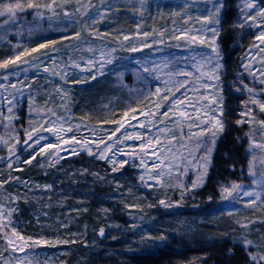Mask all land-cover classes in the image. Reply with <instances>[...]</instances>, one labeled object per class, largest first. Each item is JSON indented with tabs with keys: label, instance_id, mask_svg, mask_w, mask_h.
I'll use <instances>...</instances> for the list:
<instances>
[{
	"label": "rangeland",
	"instance_id": "rangeland-1",
	"mask_svg": "<svg viewBox=\"0 0 264 264\" xmlns=\"http://www.w3.org/2000/svg\"><path fill=\"white\" fill-rule=\"evenodd\" d=\"M81 1L79 0V2ZM182 1H184L185 7H190L192 2L203 3L202 1L207 0ZM220 2L223 4V23L217 41L221 50L220 63L222 67L220 69V84L223 88L224 79L229 70L228 63L235 62L237 58L236 54H232V51L240 55L242 64H251V73H255L257 76L259 75V70L264 68V53H261L253 45H246L247 42L251 43L252 40L255 41L254 45L259 44L255 40V35L258 34L255 28L248 26L240 28L235 26L238 18L244 14L241 9L244 8L245 0H220ZM253 2L259 7H264V0H253ZM72 6H74V9H72L75 11L80 7V4L76 3ZM210 8L211 5L208 3V7L202 13H198V15H207V10ZM47 15L48 13L45 11V19L40 20L47 21L48 23L52 22L51 24L58 22H55V19L51 21L47 20ZM33 17L32 10L29 9L28 18L32 19ZM201 23V21L196 23L193 29H199ZM12 24L15 28L12 31L14 34L19 32V30L35 32L41 29L48 31L53 28V26H49L48 28L43 27L40 22L32 25L29 20H23V23L15 22ZM11 26V24H8L1 28L4 33L10 34L9 30ZM61 27V23H59L55 28L59 29ZM1 28L0 33H2ZM191 34L195 33L186 34L187 40L179 44V41L168 42V40L161 39L157 33H152L147 37L146 41H136V44H132L140 48V50L145 48L142 47V42L148 43L151 47H147V50L141 52L140 55L136 54L129 67L118 68L114 72V77H117L114 83L118 86H124L125 89L131 91L132 100L126 103L125 109L131 108L136 111L135 113L129 112L128 117H124L123 113L117 121L118 123H115L114 130L119 127L120 123H124V128L115 137H112L111 140L108 139V136L112 132L110 131L103 140L105 143L113 145V149L107 153L109 157H112L113 153H115V161L134 160L136 166H133L130 162L123 168H120L119 163L113 165L106 160L97 159L95 155L90 156L88 149L97 153L104 145L99 144V140L93 142L91 133L85 131L87 128L84 124L79 125L82 129L81 132H74L76 126L72 125L67 118L70 109L69 88L66 83L67 76L72 72L73 80L80 81L78 78L91 77L93 73L98 76L104 72L106 63H104V67L101 69V53L103 52L107 55L111 49L117 48L109 40H104L100 36L81 34L80 38H75V43L69 46L68 50L62 51L59 49L60 52H57L59 57L56 53L50 52V56L52 57L50 59L47 56H43L44 52L37 53L35 56H40L41 61L38 65L29 66L27 72L18 71L16 74H10L0 69V83H4L6 86L17 84V89L10 87L7 90L0 89V180H8V183L0 187V205L5 208L11 207L15 209L11 216V221L12 225L16 227V230L21 235L25 238L31 236L33 239L42 237L50 242L76 240L78 243L81 239H93V229H97V234L100 237H105L106 240H120L122 250L115 253L117 256L125 257L135 252V250H150L157 247L164 239H175L178 235L185 237L203 224L210 225L216 223L218 218L222 217L226 219L227 215L224 214L223 209L227 202H230L229 205H231L232 200L225 201L221 199V185L217 184L214 188L205 187L206 184L204 185V183H207V177L202 186L190 190L183 198L181 196L184 192V186H188L190 189L193 181L197 179L199 173L197 172V165L194 163V160L199 159V156H202L204 153L196 148L195 141L188 143L186 135L185 137H181V128L187 134V124L190 121L181 117L179 113L187 110L194 119L198 115L204 119L203 112L196 113L190 108L184 109L179 105H171V94H169L168 101L162 99L166 88H170L176 97L181 96L184 89L176 92L174 86V82L178 80L187 79L190 84L194 85H198L199 83H214L213 81H209L206 76L197 80L200 72L198 71L196 61L192 59V56L197 53L211 54L212 34L211 32L201 33L205 36L206 44L192 43L190 41ZM225 36H229L232 39L230 48L227 49L228 51L222 46V40ZM14 40H17V38L14 37ZM121 41L124 44L131 43L129 40L124 41V38ZM90 48L92 51L88 50ZM114 52H111L112 59L115 57ZM89 59L95 65V67L91 68V72L88 70L90 66L86 64V61ZM199 59L200 57L197 56V60ZM73 63L79 64L80 67H74ZM140 64H146L148 67L154 68L155 71L150 76L147 73H141L140 76L143 78H140L137 75ZM45 66H47L49 71H44ZM203 70L208 71L207 68ZM181 71L191 72L192 76L173 75L169 77L167 75L169 72L177 73ZM249 73L248 70V76H250ZM4 75H8L7 81L3 79ZM62 75L66 76V79H62ZM249 78L253 80V77ZM19 81H23L28 86L22 87L18 83ZM35 81L39 82L36 84L38 85L37 89L34 87L36 85L33 84ZM142 81L150 83L148 88L146 87L147 84L143 86L144 88L138 85ZM166 81H169V83L166 84ZM157 87L161 89L160 95H149L150 92L155 93ZM18 89L22 90L23 95H16L12 104V113L10 114L8 111L10 105L4 98L12 99L10 93L17 92ZM200 92L212 94L211 89H200ZM147 95H149L147 103L141 105V101ZM30 97L31 104L29 102ZM223 97L226 129L218 139L216 145L226 135L228 142L225 145H232V148H228L231 155H229V152L221 153L219 161L226 163L232 171L241 169V174L238 171L241 179L237 183L242 184L244 190H253L251 178L248 176V162L251 156L247 152L249 144L248 139L244 135L249 131V126L247 124L238 126L235 123L237 119H241L239 113L244 110V105L243 102L236 101L234 98L227 99L224 94ZM190 98L196 100L198 97L196 93H190ZM261 98L264 99V97ZM36 102L42 103V108L30 109L36 113V117L38 115H43L48 119L63 117L61 123L64 130L59 134L63 139L68 140V144L59 142V148L49 150V152L55 153V155L48 157L47 153L44 155L39 154L31 165L16 164L13 161L23 171L10 170L7 167L9 162L7 160V147L3 142H14L13 137L17 133L15 130L21 129L24 131L26 129L13 125L11 127L10 123L13 119V122H16V119H20L22 114L27 113L28 108H32L31 105H35ZM185 103L187 104V101ZM202 103H207V101H203ZM157 104L161 105L159 109L156 107ZM163 107L164 109H162ZM169 108L172 110L169 111ZM49 109L56 113V117L51 116V113L48 111ZM236 109H238V114L234 113ZM165 111H169L168 117L160 115ZM256 111H259L258 108ZM142 112L145 114L157 113V116L141 115ZM9 115L13 117L11 121L6 119ZM133 115L136 116V119H132ZM160 120L169 123L168 128L177 136L176 141H172L169 144L168 140L165 139L166 134L159 132V129L163 128ZM125 121L127 122L125 123ZM149 121H152V123H149ZM141 123L145 127H140ZM68 128L73 129V131H67ZM18 133L22 140L24 132ZM121 134L124 136L142 134L141 139L145 144H147L149 138L159 136L165 148H172L171 152H166L165 157H162L165 160L164 165L161 166L164 174L160 177L159 184L155 180H148L149 168L140 165V156L144 157L148 165L155 159V157L150 155L153 145H149L145 149V152L142 153L138 147L141 143L140 139L128 140L122 138L121 143H115L117 137H121ZM45 135L49 136V142L53 144L58 143L56 135L51 133H45ZM72 136H75L76 140H79L80 143L77 144L76 141L71 140ZM87 141L92 142L86 143ZM181 142L185 144L184 148L181 147ZM129 145H133L134 147H129ZM160 146L155 145L157 148ZM65 148L68 149V152H71L75 148L79 154L69 155L64 151H60V149ZM145 153L148 154L146 155ZM196 153H199V155H194ZM24 155L23 153L21 159H26L27 156ZM59 157L63 158L60 159ZM214 162L212 159L210 168ZM168 165H171V170ZM113 166L118 170L113 172ZM210 168L208 169V173ZM186 169L187 171H185ZM160 170L155 169L152 171L158 172ZM9 175L21 177L22 180L28 182V187L15 180H9ZM142 175L145 177L144 181L140 179ZM146 184L152 186H145ZM230 184L228 183L229 186ZM46 185H51V188L46 189ZM29 188L31 191H29ZM256 190L258 191L259 189ZM11 197H17V199L13 203H10L9 198ZM248 199V197L243 196L239 198L240 201L244 202ZM160 200H164L166 204H171V207L160 205ZM125 204L138 205V207H125ZM148 204H153L154 206L149 208L147 207ZM105 209L108 211L105 212ZM225 209L234 210L232 207ZM257 223L259 222L255 220L249 224V227L251 226V229L254 230L253 225ZM132 224H136L137 227L135 229L131 228L130 225ZM101 228H107V231L104 230V235L100 234ZM250 231L244 229L242 233L249 234ZM161 235L164 236L163 240L159 239ZM2 245L3 240L0 239V252H3V256L0 257V264H5V259H12L13 264H15L14 257L24 256V253L10 255V250L5 251ZM72 245V243H56L52 246L37 245L34 250L39 253L41 264H45V261H47V264H68L59 262L58 258L64 248ZM252 248H256L255 242H253ZM32 251V249H25V252L29 254ZM262 253H264V250ZM69 264L90 263L85 259H77L75 262ZM175 264L200 263L189 257L185 260L177 261Z\"/></svg>",
	"mask_w": 264,
	"mask_h": 264
},
{
	"label": "trees",
	"instance_id": "trees-1",
	"mask_svg": "<svg viewBox=\"0 0 264 264\" xmlns=\"http://www.w3.org/2000/svg\"><path fill=\"white\" fill-rule=\"evenodd\" d=\"M9 2L15 3L16 0H0V4ZM24 2L26 3L27 0H24ZM88 2L89 0H82L79 3L77 0H72L68 7L64 9L69 10L68 12L71 13L69 17L64 16V10L58 9L60 15L54 18L55 22L58 21L56 24L44 22L36 17L29 19L28 11L19 13L16 22L23 23V20H29L32 25L40 22L46 28L53 26L48 31L41 29L35 32H24L19 30V32L14 34L12 31L15 28L10 23L12 25L9 30L10 34H7L1 28L4 26L3 20L6 17H0V28L2 30V33H0V59L13 55L15 51L14 45H20L21 47L18 50H23L24 47H35L37 44L51 39L59 41L54 47L62 51L68 50L69 46L75 43V38L68 40H61L60 38L62 36L74 37L76 31H80L81 34L87 36H100L115 45L117 47L114 52L115 57L111 63H106L104 72L96 76V79L93 80L91 77L85 76L84 78H78L80 81H74L73 73L71 72L66 80L70 101L67 118L72 125L76 126L74 132H81L82 129L79 125L84 124L87 128L85 131L91 133V139L95 142L104 139L106 134L114 130L115 123L127 110L125 109L126 103L132 100L129 89L114 83L117 78L114 77V72L118 68L129 67L136 54L140 55L141 52L147 50V47H145L137 52L127 51L125 47H121V44H124L121 41L124 36L129 37L131 43L125 44L128 46L136 44V41H146L147 38L145 40L143 32L157 33L161 39L168 40V42L179 41V44L183 43L187 40V36H180V30L195 28V24L199 22L196 18L201 16L198 13H202L208 7V3L207 1H202L203 3L196 1L192 2L190 7H185L182 0H149L146 1L142 16L137 11V8H139L138 0H104L103 4L101 0H91V3L96 7L90 10L87 17L73 10V4H80L81 7L82 4H87ZM109 4L114 5V7L106 10V6ZM81 11H83V8H81ZM249 11L252 12L253 10L250 9ZM188 16L191 17V20L187 19ZM93 18L96 20L95 24L92 23ZM59 23H61L62 27L56 29L55 27ZM137 24L140 25L139 29H137ZM255 29L256 33L261 30L260 28ZM161 30H165L163 36L160 34ZM174 36H180V39H174ZM14 37L17 40H14ZM231 40V37L225 36L222 40L224 49L230 48ZM254 44V40L251 43H246L247 46ZM45 51L50 52L48 49H41L26 57V59L30 60L32 56ZM74 51L76 52L75 49ZM232 54H236L237 58L235 62L228 63L229 70L224 79L223 94L226 95L227 99L234 98L236 101L243 102L248 99V94L235 91V86L239 85L240 79H243L244 83L249 84V86L255 87L257 91L264 86L250 80L249 77H252V75L250 73V76L247 75L248 70H246V65L242 64L240 55L233 51ZM56 55L59 57L58 53ZM38 83L35 81L33 84L36 85ZM145 84H147L146 87L148 88L150 83L142 81L138 85L144 88ZM34 87L37 89L38 85ZM148 98L149 95L140 104L145 105ZM41 104L36 102L35 105H31L32 108L29 107L27 113L22 114V117L18 120L16 119V122H13V119L10 126L29 129L30 119L33 123H36V113L31 110L33 108H42ZM234 113L238 114V109ZM161 126L168 128L169 123L164 122ZM15 131L24 132L21 129H16ZM227 142L228 139L224 135L223 140L215 147L212 156L215 162L207 175L208 181L204 183V185L206 184L205 187L214 188L217 184H228L233 181L237 183L241 179V169H238L239 174L237 170L232 171L226 163L219 161L221 153L229 152V155H231L228 148H232V145H225ZM24 154L28 158V154ZM228 161L230 162V160ZM13 163L15 164V162ZM229 204L230 202H227L223 209L224 214L227 215L226 219L221 217L214 224H203L185 237L178 235L175 239H164L160 245L150 250H135V252L125 257L117 256L115 252H121L122 250L121 241L106 240L105 237H100L97 234V229H93V239H81L78 243L64 248L58 260L68 264L75 262L77 259H85L90 264H175L177 261L191 257L200 264H252L248 252L243 246L242 238L246 237L256 243V248H251L254 254L258 253L257 255H259L262 253L264 250V209L259 206L253 208L245 207V202L240 200H232V204ZM231 207L234 210L225 209ZM255 220L259 223L253 225L254 230L250 226L247 229L251 230L249 234L242 233L244 229L240 225L251 224ZM104 230L107 231V228Z\"/></svg>",
	"mask_w": 264,
	"mask_h": 264
},
{
	"label": "snow or ice",
	"instance_id": "snow-or-ice-1",
	"mask_svg": "<svg viewBox=\"0 0 264 264\" xmlns=\"http://www.w3.org/2000/svg\"><path fill=\"white\" fill-rule=\"evenodd\" d=\"M72 2V0H27L25 3L24 0H16L15 3L9 2L6 4H0V17H6L3 20L4 25H8L10 23H15L17 21V18L19 16V13L27 12L29 9L32 10V13L34 17L39 19H45V11L48 13L47 20L51 21L54 18L58 17L60 15V10H64L68 7V5ZM79 3V0H77ZM101 3H104V0H101ZM139 8H137V11L142 16L143 15V9L146 4V0H138ZM207 3L211 4V8L207 10V15H201L197 17L196 19L201 21V27L199 29H182L180 30V36H184L189 33H195L190 35V41L192 43H200V44H206L207 41L205 39V36L201 33L205 32H211V41H212V47H211V54L206 53H197L192 56L193 61H196L198 71L200 72V76L197 77V80H199L201 77H207L209 81H213L214 83H199L198 85L190 84L189 80H178L174 82V86L176 89V92H180L181 89H184V92L181 94L180 97H176L174 93H172V90L170 88H166L165 94L163 95L162 99L165 101L169 100V94L172 95V100L170 101V104L173 106L179 105L181 108L184 109H192V111L196 113L203 112L204 119H202L199 115L194 119L190 113L187 110L181 111L179 115L186 120L190 121L187 124L188 132L187 134L184 133L183 128H181V137H185L188 143H191L195 141L196 148L203 152L204 154L202 156H199V159H195L194 163L197 165V172L199 173L197 176V179L193 181L191 188L189 189L188 186H184V192L181 194L182 198L183 196L189 192L190 190H194L197 187H200L205 182V179L208 174V169L211 166L212 161V154L215 150L216 143L220 136L224 133L226 129V121L224 120L225 116V110H224V97H223V88L221 87L220 81H221V73L220 69L222 67L220 63V47L217 41V38L220 35V32L222 30V11H223V4L220 2V0H207ZM91 3V0L87 4H82L81 7H78L76 9L77 12H80L82 16H88L91 9L95 8ZM114 7V5H107L106 10H109L110 8ZM135 7V6H134ZM81 8H83V11H81ZM248 9L253 10L252 12L247 11ZM241 11L244 13L242 17H239L236 23V27L244 28L245 26L252 27V28H260L258 34L255 35V40L259 42L258 45H253V47L258 48L261 53H264V7H259L256 5L253 0H245L244 8L241 9ZM255 12V14H253ZM64 16L69 17L71 13L68 11H64ZM188 20H191V17H187ZM96 20L93 18L92 23L95 24ZM140 28V25L137 24V29ZM165 30H161V36H163V32ZM151 33L149 32H143V36L145 37V40L147 37H149ZM180 36H174V39L179 40ZM81 32L76 31L74 33V37L70 36H62L61 40H68L73 38H80ZM129 37L124 36V41H128ZM59 41L56 39L46 40L43 43L37 44L35 47H24L23 50H18L21 46L20 45H14V54L11 56H8L7 58L0 59V69L5 70L6 72L10 74H16L18 71H28L29 66L38 65L41 61L40 56H32V58L26 59V57L31 56L33 53L38 52L41 49H48L51 53H57L60 50L54 45H56ZM162 42V41H161ZM121 47H125L127 51L129 52H137L140 50V48H137L136 46H128L125 44H121ZM142 47H151L146 42H142ZM89 51H92V49H88ZM115 51V49H111L107 55L105 53H101V62H100V68L102 69L104 67V63H111V52ZM49 51H45L43 53V56H47L50 59L52 57L50 56ZM197 56L200 57L199 60H197ZM25 58V59H22ZM55 62V61H54ZM139 63V62H138ZM86 64L89 65V71L91 72V68L95 67L94 62L89 59L86 61ZM74 67H80L79 64L73 63ZM207 68L208 71H204L203 69ZM251 64L246 65V70L250 71ZM44 71L47 72L49 69L47 66L44 67ZM155 71L154 68L148 67L146 64H140V67L137 71V75L140 78H143L140 76L141 73H147L149 76L152 75V73ZM253 77L254 82H258L260 85L264 86V68L259 70V75L255 73H251ZM169 77L173 75H182L184 77H190L192 76L191 72H177L167 73ZM62 79H66V76L62 75ZM91 78L94 80L96 79V75L93 73ZM3 79L5 81L8 80V75H4ZM19 84L23 86L25 85L23 81H19ZM166 84L169 83V81L165 82ZM17 89V84H9L5 85L4 83H0V89L7 90V88ZM30 87V86H29ZM200 89H211L212 94H205L201 93ZM60 91V89H58ZM235 91L237 92H246L248 94V99L246 101H243L244 110L239 113L241 119H237L235 123L238 126H242L247 124L249 126V131L246 132L244 135L248 139L249 147L247 149L248 154L251 156V159L248 162V176L251 178V184L253 186V190H244V186L242 184L231 182L230 186L228 184H221L220 186V196L222 200H239L241 196L248 197L249 199L245 202V207H257L264 209V99L261 97H264V87H262L259 91L255 89L253 86H249V84L244 83L243 79H240L239 85L235 86ZM161 89L159 87L156 88L155 93H149V95H160ZM190 93H196L197 99L193 100L190 98ZM23 95V92L21 89H18L17 92L10 93L12 96V99H8L5 97L4 99L6 102L10 105L8 108L9 113H12V104L15 100L16 95ZM187 101V104L185 103ZM203 101H207V103H202ZM29 102L31 104V97L29 98ZM157 109L161 107L160 104L156 105ZM258 108V112L256 109ZM172 109L169 108V111ZM206 110V111H205ZM51 113L52 117H56V113L52 111L51 109L48 110ZM135 109H128L124 112V117H128L129 112L135 113ZM169 111H165L161 113L160 115L163 117H168ZM141 115H151V116H157V113H141ZM7 120L11 121L13 117L9 115L6 117ZM132 119H136V116L133 115ZM159 119V117H157ZM63 121V117H56V119H48L47 117L43 115H38L36 117V123H33V121L30 119L29 121V129H24V138L21 140L19 133L17 132L16 135L13 137L14 142L12 141H4L3 143L7 147L8 151V157L7 160L9 161L7 164V167L10 170L13 171H23L22 168L16 166V164H27L31 165L34 160L37 159V155L47 153L48 157H51L55 155V153L49 152L50 149H56L59 148V142H62L64 144H68L67 139H63L60 136V132L63 131V124L61 123ZM127 121H125L126 123ZM161 123H164L163 120H160ZM118 123V122H116ZM149 123H152V121H149ZM179 123V121H177ZM7 127V125H6ZM140 127H145L143 123L140 124ZM124 128V123H120L119 127H117L114 131L111 132V134L108 136V139L111 140L112 137H115L117 133L121 132V129ZM67 131L71 132L72 129L68 128ZM160 133H165V139L168 140L169 144H171L172 141L177 140V136L175 133H172L171 130L167 127H163L159 129ZM45 133H51L56 135V139L58 143L53 144L49 142V136L45 135ZM142 134H136L132 135L129 134L127 136H124L121 134V137H117L115 143L119 144L122 142L123 139L133 140V139H140L141 143L138 145L141 152H145V149L149 147V145H153V150L151 151L150 155L152 157H155L154 160H152L151 164L148 165L145 161L143 156H140V165L146 166L149 168V174L147 176L148 180H155L157 184L160 183V177L164 174L163 170L161 168L162 165H164L165 160L162 157H165L166 152H171L172 148L167 147L165 148L162 143L159 136L154 138H149L147 144L143 142L141 139ZM259 137V139H257ZM71 140L76 141L77 144L80 143L79 140H76L75 136H72L70 138ZM242 139V138H241ZM92 141H87L86 143H91ZM99 144L104 145L102 149H100L97 153H94L91 149H88V154L90 156L95 155L97 159L100 160H106L108 163L115 165V163H119V167L123 168L126 164H129L130 162L135 165L134 160H121V161H115L114 156L115 153H113L112 157H109L107 153L113 149V145L111 143H105L103 139H100ZM155 145H161L160 147H155ZM129 147H134L133 145H129ZM181 147L184 148L185 144L181 142ZM38 149V152H37ZM60 151H64L68 153L69 155H75L79 154L76 152L75 148L72 149L71 152H68V149H60ZM23 153L28 154V158L21 159V156ZM146 155L148 153H145ZM125 155H131V154H125ZM194 155H199V153H196ZM62 159L63 157H59ZM13 161L16 162V164L13 163ZM168 167L171 170V165H168ZM155 169H161L158 172L152 171ZM118 169L113 166L112 171L115 172ZM187 171V169L185 170ZM142 181L145 180V177L142 175L140 177ZM9 180H15L18 183H22L25 185V187H28V182L25 180H22L21 177H13L9 175ZM8 183V180H0V187L3 186V184ZM148 187H151L152 185H145ZM46 189H50L51 185H46ZM256 189H259L258 191ZM29 191L31 189L29 188ZM17 197H11L9 198V202L13 203ZM211 199V197H209ZM160 205H163L164 207H171V204H166L164 200L159 201ZM153 204H148L147 207L151 208L153 207ZM125 207H138V205H129L125 204ZM15 211L14 208L8 207L5 208L4 206L0 205V239L3 240V248L5 251L10 250V255L15 253H24L23 257H14L15 264H41L39 260V253L36 252L35 246L37 245H49L52 246L56 243L61 244H69V243H77L76 240H57L50 242L47 239L44 238H38L33 239L31 236L25 238L23 235H21L14 225H12L11 216L13 212ZM105 212L108 210L105 209ZM7 221V223H5ZM131 228L135 229L137 227L136 224L130 225ZM241 228L243 229H249V224H241ZM100 234L104 235V229H100ZM75 235V234H74ZM151 238V237H149ZM160 240L164 239V236L161 235L159 237ZM243 246L245 250L248 252V256L252 264H264V253H261L259 255L254 254L251 251V248L253 247V242L248 240L246 237L242 238ZM32 249L33 251L31 254L25 252V249ZM3 256V252H0V257ZM51 259V258H48ZM5 264H13L12 259H5ZM45 264H47V261H45Z\"/></svg>",
	"mask_w": 264,
	"mask_h": 264
}]
</instances>
